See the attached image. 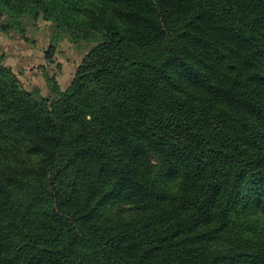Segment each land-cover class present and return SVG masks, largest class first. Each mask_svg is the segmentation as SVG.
<instances>
[{
    "label": "trees",
    "instance_id": "16d2710c",
    "mask_svg": "<svg viewBox=\"0 0 264 264\" xmlns=\"http://www.w3.org/2000/svg\"><path fill=\"white\" fill-rule=\"evenodd\" d=\"M3 16L92 47L50 96L0 65V264H264V0Z\"/></svg>",
    "mask_w": 264,
    "mask_h": 264
},
{
    "label": "rangeland",
    "instance_id": "374dc122",
    "mask_svg": "<svg viewBox=\"0 0 264 264\" xmlns=\"http://www.w3.org/2000/svg\"><path fill=\"white\" fill-rule=\"evenodd\" d=\"M10 21L6 16L0 18V65L10 69L26 89L39 87L43 96H50L44 78L46 72L55 76L61 88H66L92 45L71 42L68 34H61L47 59L55 24L42 18L20 19V24ZM255 215L264 222V212L257 210Z\"/></svg>",
    "mask_w": 264,
    "mask_h": 264
},
{
    "label": "crops",
    "instance_id": "0c3cea01",
    "mask_svg": "<svg viewBox=\"0 0 264 264\" xmlns=\"http://www.w3.org/2000/svg\"><path fill=\"white\" fill-rule=\"evenodd\" d=\"M25 61H28V59H26ZM58 80V79H57ZM60 84V83H59ZM70 84V83H69ZM69 84L67 85V87L69 86ZM60 87H62L61 85H59ZM62 89H65V88H62Z\"/></svg>",
    "mask_w": 264,
    "mask_h": 264
}]
</instances>
